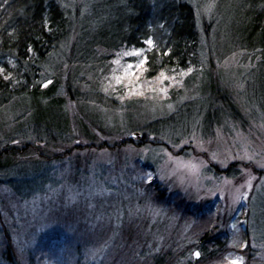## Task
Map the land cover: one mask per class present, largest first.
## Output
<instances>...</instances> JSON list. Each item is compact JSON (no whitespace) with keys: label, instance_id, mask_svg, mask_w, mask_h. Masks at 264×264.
Listing matches in <instances>:
<instances>
[{"label":"rangeland","instance_id":"rangeland-1","mask_svg":"<svg viewBox=\"0 0 264 264\" xmlns=\"http://www.w3.org/2000/svg\"><path fill=\"white\" fill-rule=\"evenodd\" d=\"M57 1L69 33L42 67L41 83L57 81L65 102L30 107L27 100L36 135L24 128L8 142L27 107L0 110V249L6 243L18 264H57L60 249L46 261L31 253L41 236L93 238L99 243L85 255L94 261L122 224L141 225L155 248L154 240L174 233L176 216L165 218L135 186L156 180L188 201L214 204L235 235L247 230L251 264H264V114L250 93L254 65L232 47L219 0H186L201 68L152 81L144 79L141 52L103 56L91 41L94 15L121 0ZM96 61L100 68L91 66ZM132 134L143 139L128 143ZM11 147L21 151L1 156ZM232 165L231 175L219 172Z\"/></svg>","mask_w":264,"mask_h":264},{"label":"trees","instance_id":"trees-1","mask_svg":"<svg viewBox=\"0 0 264 264\" xmlns=\"http://www.w3.org/2000/svg\"><path fill=\"white\" fill-rule=\"evenodd\" d=\"M219 6L232 47L249 57L254 65L250 93L264 114V0H219ZM98 13L93 18L97 20V30L91 40L96 43V49L103 56L119 51L141 52L145 80L152 81L166 72L201 68L196 14L186 0L112 1ZM68 33L66 13L57 0H0V110L15 109L22 103L27 107L22 118L15 122L7 142L18 139L24 128L36 135L33 130L39 121H30L29 112L41 99L59 105L65 102L57 95V81L43 89L41 78L42 67L68 38ZM101 65V61H96L91 66L97 69ZM27 100L32 101L30 107ZM228 107L216 108L232 111ZM140 137L143 139V135ZM131 140L129 137L128 143ZM20 151L5 148L1 156L13 157ZM232 167L219 172L231 175ZM135 188L151 206L163 208L165 218L176 216L174 233L169 239L154 240L155 248H151L148 233L141 225L134 228L122 224L114 237H106L102 243L105 248L94 261L85 255L86 247L99 243L93 238L78 241L70 236L43 235L31 253L46 261L52 258L55 249H60L57 264H238L242 257V264H251L253 251L249 248L247 230L239 227L235 235L214 204L188 201L156 180L141 181ZM1 244L0 262L18 264L9 246ZM235 260L237 263H233Z\"/></svg>","mask_w":264,"mask_h":264},{"label":"water","instance_id":"water-1","mask_svg":"<svg viewBox=\"0 0 264 264\" xmlns=\"http://www.w3.org/2000/svg\"><path fill=\"white\" fill-rule=\"evenodd\" d=\"M129 137H130V139H136L137 140L140 138V135L139 134H132Z\"/></svg>","mask_w":264,"mask_h":264}]
</instances>
